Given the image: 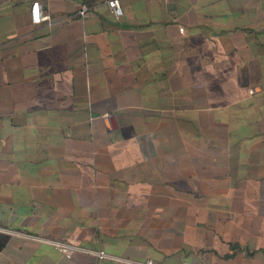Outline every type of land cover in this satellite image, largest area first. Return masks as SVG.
<instances>
[{"label": "crops", "instance_id": "crops-1", "mask_svg": "<svg viewBox=\"0 0 264 264\" xmlns=\"http://www.w3.org/2000/svg\"><path fill=\"white\" fill-rule=\"evenodd\" d=\"M120 2L0 0V264H264V0Z\"/></svg>", "mask_w": 264, "mask_h": 264}, {"label": "built area", "instance_id": "built-area-1", "mask_svg": "<svg viewBox=\"0 0 264 264\" xmlns=\"http://www.w3.org/2000/svg\"><path fill=\"white\" fill-rule=\"evenodd\" d=\"M107 5L110 8L111 12L117 17H121L123 15V8H122L120 0H107ZM87 10H88V7L86 5H83L82 8L79 10V14L81 16H86ZM31 18L34 24H40L43 20L48 18V16L42 15L41 4L39 1H33L32 3ZM180 30L181 32H184V28H180ZM254 92H255L254 89L250 90V93L253 94ZM45 241L54 244L67 257H71L76 250L81 249L80 247L76 245L65 243V242H60V241H55V240H45ZM92 253L97 255L100 258H104L108 256L104 251H99V252L92 251ZM147 264H154V263L153 261L150 260L147 262Z\"/></svg>", "mask_w": 264, "mask_h": 264}]
</instances>
